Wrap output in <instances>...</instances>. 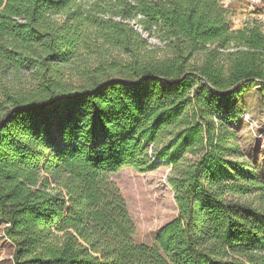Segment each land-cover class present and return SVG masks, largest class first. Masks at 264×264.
<instances>
[{"label":"trees","instance_id":"trees-1","mask_svg":"<svg viewBox=\"0 0 264 264\" xmlns=\"http://www.w3.org/2000/svg\"><path fill=\"white\" fill-rule=\"evenodd\" d=\"M226 15L218 0H0L13 264H264V182L234 128L246 90L264 108V29ZM159 166L177 215L137 244L111 176Z\"/></svg>","mask_w":264,"mask_h":264},{"label":"rangeland","instance_id":"rangeland-1","mask_svg":"<svg viewBox=\"0 0 264 264\" xmlns=\"http://www.w3.org/2000/svg\"><path fill=\"white\" fill-rule=\"evenodd\" d=\"M228 4L226 18L232 30L255 23L264 29V0L259 6H251L247 0H218V4ZM238 21L236 25L235 22ZM131 27L138 29L135 22ZM151 46L162 48L161 56L168 52L155 33L152 37L139 30ZM242 114L234 128L245 159L257 171L264 182V108L262 96L257 88H249L241 96ZM170 169L159 166L147 173H139L124 168L111 176L119 193L126 203L129 215L135 227L134 242L153 245L157 233L177 215L173 191L167 177ZM6 225L0 221V264H13V245L4 236Z\"/></svg>","mask_w":264,"mask_h":264},{"label":"built area","instance_id":"built-area-1","mask_svg":"<svg viewBox=\"0 0 264 264\" xmlns=\"http://www.w3.org/2000/svg\"><path fill=\"white\" fill-rule=\"evenodd\" d=\"M251 6L255 7V6H259L262 3V0H247ZM220 5L222 6V8L224 10H228V4L227 3H223V1L220 2ZM235 24H238V21L235 22Z\"/></svg>","mask_w":264,"mask_h":264}]
</instances>
